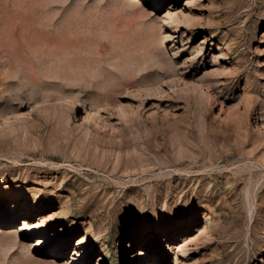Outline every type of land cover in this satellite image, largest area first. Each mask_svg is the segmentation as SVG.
Segmentation results:
<instances>
[{
	"label": "rangeland",
	"instance_id": "374dc122",
	"mask_svg": "<svg viewBox=\"0 0 264 264\" xmlns=\"http://www.w3.org/2000/svg\"><path fill=\"white\" fill-rule=\"evenodd\" d=\"M0 264H264V0H0Z\"/></svg>",
	"mask_w": 264,
	"mask_h": 264
},
{
	"label": "bare ground",
	"instance_id": "6f19581e",
	"mask_svg": "<svg viewBox=\"0 0 264 264\" xmlns=\"http://www.w3.org/2000/svg\"><path fill=\"white\" fill-rule=\"evenodd\" d=\"M5 230H7L6 232H11V231H10L11 229H5ZM8 230H9V231H8Z\"/></svg>",
	"mask_w": 264,
	"mask_h": 264
}]
</instances>
